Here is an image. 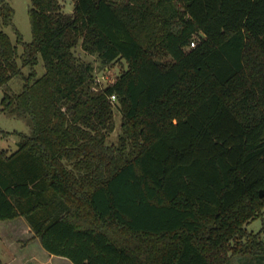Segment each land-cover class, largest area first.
Listing matches in <instances>:
<instances>
[{"label": "trees", "instance_id": "1", "mask_svg": "<svg viewBox=\"0 0 264 264\" xmlns=\"http://www.w3.org/2000/svg\"><path fill=\"white\" fill-rule=\"evenodd\" d=\"M29 17L24 43L0 0L18 35L0 31V90L23 81L4 111L33 130L0 150V222L73 264L264 259L245 228L264 213V0H31ZM79 47L128 67L95 91Z\"/></svg>", "mask_w": 264, "mask_h": 264}, {"label": "rangeland", "instance_id": "2", "mask_svg": "<svg viewBox=\"0 0 264 264\" xmlns=\"http://www.w3.org/2000/svg\"><path fill=\"white\" fill-rule=\"evenodd\" d=\"M15 10L14 25L23 36L24 43L32 42V27L29 17L31 0H8ZM75 0H63L64 12L71 14L74 11ZM0 31L9 35L12 42L16 44L17 33L13 27H4L0 22ZM19 53L23 52V46H18ZM76 54L85 62L90 63L95 68L94 78L95 91L100 90V86H106L116 80V78L127 69V63L122 61L110 66H104L96 56L87 54L81 47L77 48ZM28 74L29 69L24 70ZM23 81L14 78L8 85L0 90V150L15 152L18 149L20 136L17 133H24L31 136L33 133L29 117H18L5 110L4 99L18 94L22 88ZM122 113L115 110V131L107 139V145H117L121 134ZM248 232L258 235L264 242V213L258 219L252 220L245 227ZM0 264H73L70 260L49 254L41 245L40 241L34 237L29 225L24 219L0 224ZM243 242L231 243L233 247ZM239 249V247H237ZM229 256L233 257L230 251ZM241 257H233L228 264H264V259L259 255L251 253L239 254ZM13 260V261H12Z\"/></svg>", "mask_w": 264, "mask_h": 264}, {"label": "built area", "instance_id": "3", "mask_svg": "<svg viewBox=\"0 0 264 264\" xmlns=\"http://www.w3.org/2000/svg\"><path fill=\"white\" fill-rule=\"evenodd\" d=\"M196 46V42L193 41L192 44H191V47H195ZM112 99L115 101L116 100V97H112Z\"/></svg>", "mask_w": 264, "mask_h": 264}, {"label": "crops", "instance_id": "4", "mask_svg": "<svg viewBox=\"0 0 264 264\" xmlns=\"http://www.w3.org/2000/svg\"><path fill=\"white\" fill-rule=\"evenodd\" d=\"M19 220V219H18ZM13 222V221H12ZM0 224H1V222H0ZM29 230L31 231V228L29 227ZM1 238V237H0ZM13 261V260H12Z\"/></svg>", "mask_w": 264, "mask_h": 264}, {"label": "water", "instance_id": "5", "mask_svg": "<svg viewBox=\"0 0 264 264\" xmlns=\"http://www.w3.org/2000/svg\"><path fill=\"white\" fill-rule=\"evenodd\" d=\"M162 62L161 61H159V64H161Z\"/></svg>", "mask_w": 264, "mask_h": 264}]
</instances>
